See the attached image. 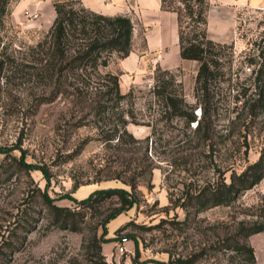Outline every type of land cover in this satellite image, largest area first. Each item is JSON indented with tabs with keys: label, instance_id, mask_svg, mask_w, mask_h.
<instances>
[{
	"label": "rangeland",
	"instance_id": "1",
	"mask_svg": "<svg viewBox=\"0 0 264 264\" xmlns=\"http://www.w3.org/2000/svg\"><path fill=\"white\" fill-rule=\"evenodd\" d=\"M53 1L22 8L19 0L11 1L13 14L0 36L17 62L49 28ZM171 5L182 9L178 1ZM187 22L184 16V33ZM214 22L211 31L227 33L220 42L232 44V58L228 63L224 50L225 74L211 86L205 120L193 95L197 62L168 69L201 120L196 132V121L186 126L164 114L152 96L157 66L146 67L136 84H119L121 93L132 88V96L101 117L92 110L91 96L54 94L51 86L29 78L22 65L0 71V264H177L176 259L193 257V264H250L235 250L237 241L251 245L264 262V231L242 238L264 225V174L227 205L198 210L186 197L228 182L231 173L264 154V107L252 114L243 104L253 97L255 65L248 60L264 36V1L259 8H239L222 27L219 19ZM116 59L103 70L117 73ZM121 119L126 133L120 143ZM113 130L118 132L108 139ZM114 187L130 191L134 202L109 221L104 222L119 205L116 196L90 208L77 206L92 191ZM42 193L79 211L74 222L55 224ZM101 235L103 258L96 247Z\"/></svg>",
	"mask_w": 264,
	"mask_h": 264
},
{
	"label": "trees",
	"instance_id": "2",
	"mask_svg": "<svg viewBox=\"0 0 264 264\" xmlns=\"http://www.w3.org/2000/svg\"><path fill=\"white\" fill-rule=\"evenodd\" d=\"M12 0H0V33L5 27L4 20L10 13ZM161 9L174 11L177 15V31L179 54L182 59L197 62L194 77L193 95L195 104L201 109L202 118L210 115L211 86L221 80L225 74L222 62L224 50L228 51L227 62L232 58V44L215 41L206 32L207 0H160ZM178 1L182 9L174 8L171 4ZM54 18L44 35L34 44L24 50L23 61L17 62L13 54L7 51L0 36V71L11 73L18 65L27 67L29 78H33L43 86H51L54 94L68 93L76 96H91L94 100L92 110L95 115L102 116L105 112H113L123 99L132 96V88L126 93L119 89V73L104 71L113 56L123 58L131 50L132 29L131 19L127 15H106L94 12L84 7L80 0H54ZM183 10V13H182ZM184 16L188 18L186 27L189 33H184L182 22ZM256 45L255 56L249 58L248 63L254 64L253 97L245 99L250 113L256 114L264 107V36ZM154 84L152 96L158 102L164 114L183 119L186 126L196 121L194 132L199 131L201 120H196L193 106H188L182 94L180 83L175 82L174 74L168 69L157 66L154 69ZM243 96V94H242ZM236 100H239L236 98ZM121 132L117 134V141L122 142L125 131V120L121 119ZM118 130L107 135L114 139ZM30 166V165H27ZM264 174V154L246 166L239 174L231 173L230 180L216 182L207 188H201L193 195H187L188 204L198 210L211 206L227 205L234 193L257 183ZM128 184L135 188V181L130 179ZM55 224L69 225L79 213L67 206H59L45 194H41ZM117 197L118 206L107 215L104 222L116 217L127 210L134 202L132 193L126 189L114 187L97 189L87 197L77 201L80 208H90L99 205L106 198ZM264 231V225L258 224L242 235L243 240L250 233ZM105 242L103 235L99 239L97 254H101V243ZM235 250L245 255L250 264H256L254 249L244 242H236ZM177 264H193L194 257L176 259ZM132 264H136L133 260Z\"/></svg>",
	"mask_w": 264,
	"mask_h": 264
},
{
	"label": "crops",
	"instance_id": "3",
	"mask_svg": "<svg viewBox=\"0 0 264 264\" xmlns=\"http://www.w3.org/2000/svg\"><path fill=\"white\" fill-rule=\"evenodd\" d=\"M36 0H19L21 8L33 5ZM82 5L94 12L127 15L132 22V40L129 54L117 58L115 64L119 72V84H136L146 67L159 66L169 69L191 62L179 54L177 15L174 11L161 9L160 0H80ZM264 0H209L206 32L209 38L221 41L227 36L223 31H211V26H224V20H232L241 7L259 8ZM19 11V10H18ZM10 13L13 14L11 11ZM53 18V17H52ZM231 25V22L227 25ZM208 26V30H207ZM208 32H210L211 37ZM127 82V83H126ZM127 86V85H125ZM262 236V235H261ZM102 250H106L102 247ZM258 264H264L256 252Z\"/></svg>",
	"mask_w": 264,
	"mask_h": 264
},
{
	"label": "built area",
	"instance_id": "4",
	"mask_svg": "<svg viewBox=\"0 0 264 264\" xmlns=\"http://www.w3.org/2000/svg\"><path fill=\"white\" fill-rule=\"evenodd\" d=\"M119 250H121V248H119Z\"/></svg>",
	"mask_w": 264,
	"mask_h": 264
}]
</instances>
